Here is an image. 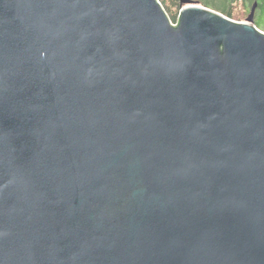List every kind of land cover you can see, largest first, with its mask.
Here are the masks:
<instances>
[{
  "label": "water",
  "instance_id": "obj_1",
  "mask_svg": "<svg viewBox=\"0 0 264 264\" xmlns=\"http://www.w3.org/2000/svg\"><path fill=\"white\" fill-rule=\"evenodd\" d=\"M0 0V264H264V31L194 0Z\"/></svg>",
  "mask_w": 264,
  "mask_h": 264
},
{
  "label": "trees",
  "instance_id": "obj_2",
  "mask_svg": "<svg viewBox=\"0 0 264 264\" xmlns=\"http://www.w3.org/2000/svg\"><path fill=\"white\" fill-rule=\"evenodd\" d=\"M160 1L165 8V0ZM217 1L218 0H200V3L208 7H214V9L218 10L225 16H228L232 19L234 18V13L232 8L230 7L231 4H234L237 1L241 2L243 9L246 11L247 14H249L248 12H250L251 6L254 3H257L254 13V23L258 28L264 31V0H219L221 1V3H218ZM173 2L174 4H178L176 0H173ZM176 11H170L168 13L172 21H176Z\"/></svg>",
  "mask_w": 264,
  "mask_h": 264
},
{
  "label": "rangeland",
  "instance_id": "obj_3",
  "mask_svg": "<svg viewBox=\"0 0 264 264\" xmlns=\"http://www.w3.org/2000/svg\"><path fill=\"white\" fill-rule=\"evenodd\" d=\"M176 1H177L178 4H174L173 0H165V8H166L168 13L170 11L175 12L177 10L176 12L178 14V11H179V9L181 8L182 5L180 4L179 0H176ZM194 1H196L198 4L203 5L202 3H200V0H194ZM217 2L221 3V1H219V0ZM230 7L232 8L233 13H234V18H233L234 20H239V21L246 20L248 14L243 9V6H242L241 2L237 1L234 4H231ZM210 8L214 9V7H210ZM216 11H218V10H216ZM172 22H175V21H172Z\"/></svg>",
  "mask_w": 264,
  "mask_h": 264
}]
</instances>
